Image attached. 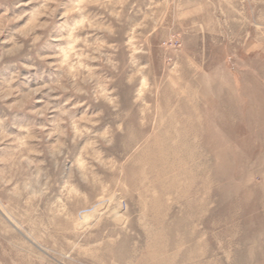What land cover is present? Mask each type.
I'll use <instances>...</instances> for the list:
<instances>
[{
	"label": "rangeland",
	"instance_id": "rangeland-1",
	"mask_svg": "<svg viewBox=\"0 0 264 264\" xmlns=\"http://www.w3.org/2000/svg\"><path fill=\"white\" fill-rule=\"evenodd\" d=\"M0 264H264V0H0Z\"/></svg>",
	"mask_w": 264,
	"mask_h": 264
}]
</instances>
